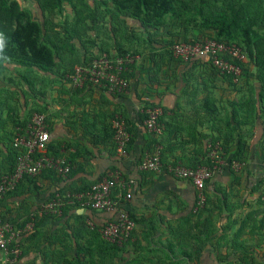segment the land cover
Returning a JSON list of instances; mask_svg holds the SVG:
<instances>
[{
    "label": "crops",
    "instance_id": "obj_1",
    "mask_svg": "<svg viewBox=\"0 0 264 264\" xmlns=\"http://www.w3.org/2000/svg\"><path fill=\"white\" fill-rule=\"evenodd\" d=\"M255 1L264 6V0ZM262 12L264 10H261L259 14L261 15ZM261 16L264 17V15ZM161 31H154V33L160 34ZM152 40L154 38L151 37L149 42ZM162 40L170 41L171 38H162ZM161 44H163L162 41L154 43L157 60L147 59L142 63L143 56H137V61L130 67L133 78L129 80V88L124 94H108L105 88L96 86L93 88L88 84L84 88H93L91 92L87 88L74 97L76 102L72 109L76 107L75 109L79 112L84 110L94 114L96 110H99L103 117H107V120L113 110L121 111L125 115L127 122L129 125L132 123L134 129L128 147V157H118L113 148L102 145L94 147L91 141L82 139L79 133H75L66 124L62 125L54 119L50 144L59 142L71 144L70 153H75L76 148L81 145L90 154L84 160H80L84 165L83 170H79L72 179L62 181L63 179L60 180L44 173L35 178L37 190L34 188L27 195L8 198L6 204L12 209L11 218L20 217L17 219V224H21L28 213H34L42 203L49 200L52 193L67 189V187L91 186L99 182L107 171L117 169L124 177L139 180V189L134 193L129 204L124 207L137 220L136 227L130 245L128 244L127 249L119 256L121 258L118 263L157 264L158 257L153 250H156V246L161 247V244H165L166 241L174 240L171 232L184 225L195 200V190L191 183L173 176L168 169L173 163L180 165L188 163V159L195 157L199 150L205 151L211 145V141L216 138V122H214L216 106L221 113L223 111L231 113L232 101L230 100L234 96V93H230L232 96H228L230 99L228 101L223 98L218 99L228 91L223 86L229 85L222 82L216 83V73L212 71L205 59L179 61L167 51H160ZM91 51L90 57L93 54L95 56L96 52ZM140 58L141 61L138 62ZM153 63L157 65L158 77L155 79L151 76ZM78 100L82 102L76 106ZM150 101L157 103L163 109L161 124L164 129L159 138V146L161 150L163 148L164 155L163 168L159 173H143L137 169L139 162L152 153V150H148L151 134L146 131L139 117L147 103H151ZM205 106L209 108H204ZM186 112L193 115L191 116L194 122H185ZM225 115L223 114L222 117ZM232 126L236 128V132L234 131V137L228 140L231 141L229 157L237 150L236 137L239 133L238 135L242 136L245 143L243 160L240 167L232 163L228 164V158L225 162H219L218 171L207 183L208 204L206 211L198 219V223L199 226L204 223L208 224L204 231L210 234V240L199 254L200 264H216V240H220L224 235H227L228 240L232 242L233 235L240 233L239 242L254 245L264 232V229L260 232L254 228V224L264 219V203H256L261 195V199L264 200V164L261 158L264 154V121L257 120L253 138L246 137L251 127H236L231 121ZM11 129L12 127L9 126L8 130ZM61 151L64 152L63 149ZM221 201H225L226 205H222ZM252 211L259 212L253 217ZM66 212L61 218L50 217L40 222L39 229L45 236L58 234L57 238L53 235V239L41 236L38 245L42 249L55 254L62 251L64 244L61 245L60 238L63 236L61 229H65L66 226H69L68 233L71 232L70 227L72 230H79V236L76 239L72 238L67 241L74 245V249L76 242L83 247L91 245L92 237L84 232L87 228V221L101 225L110 217L104 212L89 211L79 207L75 211L70 209ZM74 214L83 217L76 218ZM190 225H187V228ZM226 226H229L228 229H225ZM199 229L201 230L200 227ZM225 240L226 237L222 241L225 242ZM35 243L34 241L31 244L26 243L27 252L22 255L19 264H44L36 259L42 256L33 246ZM149 250L153 253H149ZM220 251L224 255L228 253L231 260H236L240 255V251L233 249L232 246H224ZM252 251V258L264 257L262 243L259 248H253Z\"/></svg>",
    "mask_w": 264,
    "mask_h": 264
},
{
    "label": "trees",
    "instance_id": "obj_2",
    "mask_svg": "<svg viewBox=\"0 0 264 264\" xmlns=\"http://www.w3.org/2000/svg\"><path fill=\"white\" fill-rule=\"evenodd\" d=\"M19 1L20 0H0V76H3V73L5 71L11 70V68L24 69L25 72L22 71L19 72L21 73L20 75L18 74L20 82L25 83L27 88H30V91L29 88L27 91L26 89H20L24 96L26 93L30 95L34 93L33 87H35L37 78H45L44 76L41 77V74L58 77L62 81V84L63 82L69 84L70 80L67 78V75L71 72L73 67L76 65H87L89 61L99 56H93V54L90 57V53H88V55L86 54L87 59L85 56V58H83V62H80L77 58V60H73L72 65L69 66L68 70L62 69L65 68L64 59L66 58H64V56L67 54L71 55L74 52V40L81 42L80 32L86 31L85 26L81 24L83 23V20L79 16V12H75L76 16L72 27H65L64 32L61 33L55 30L52 27V24L50 27V25L48 26V23H42L40 20L35 19L32 12L29 9L23 8ZM24 1L29 2L30 0ZM32 1L34 2V7L36 5L40 11L41 18H46V20H48L50 16L61 14L65 6H69V8L74 11L77 10V4L86 8L89 7V5L86 3V0ZM109 1L111 2L114 9L113 11L115 18L121 17L124 19L122 20L123 23H129V20L130 22H133L144 29L151 27L150 29H154V31H163L173 27L185 28L187 24L191 25L192 23H194L193 25L196 27V17L191 19L183 17L186 12L190 10L188 0ZM204 4L205 3H203V5ZM261 10H264V6H261V3H257L255 0H248L247 2L244 0H213V4L208 6L206 12H203L200 7L194 9V12L198 14L200 18V23H198V27L201 31L200 38L187 40L186 37H182V39L178 40L177 36H172L170 31L166 33V35L171 38V40L168 42V44L162 46H165L164 48L167 46L165 51L168 53L169 48L173 45V43L194 42L200 41L202 38H207L216 40L218 42H224L226 44H234L246 57L244 62H234L236 64H240V68L242 70L240 82L243 83V85H234V83L231 81V77L222 75L217 69L211 67L212 71L216 73V83H227L230 87L237 89V91H239L242 96L244 95L246 97H241L242 100L240 99L238 102L231 103V108H235L236 111L238 110L240 112L233 111L230 114L228 113L222 117L223 114L216 106V120L214 121L216 122V138L211 141V145L209 147L206 146L207 148L205 151L201 149L198 151V154L195 157L188 159V163L183 165L186 168L197 169L199 167L205 166L209 169H212V167L215 165V161L216 163H218L220 160L225 162L227 158L229 159H227L228 164L231 165V162L235 161L240 165L243 160V149L245 147V143L243 142L242 136L238 135L239 133H237V150L229 157L231 154V141L228 140H231L234 137V131L236 132V128H233L234 126L231 127V121L234 122L236 127H251V131L253 132L256 126V120H264V17L261 16L264 15V12H262L260 15L259 13ZM114 52V54H109V52L105 53L108 55H113V57H124L125 55H128L126 54L127 51L123 49L118 43L115 44ZM248 64L251 66L253 65V73H249L247 67ZM154 66L157 65L153 63L152 67ZM129 67H132V65ZM36 73L39 75H36ZM123 76L128 81L133 78L132 72L124 73ZM156 77H158L157 73ZM47 78L51 79L48 76ZM9 81L13 82V79H9ZM239 85L243 86V88ZM70 88V92L72 94L78 95L87 88V90L91 92L94 87L91 89L90 87L82 89H74L72 87ZM244 88H246L243 90L244 92L241 91ZM9 90L10 87H4V89L3 87H0V114L3 110L1 101L3 98L2 96L5 94L8 97H12L11 99H14L13 94L8 92ZM10 91L14 90L11 89ZM247 91L248 95H245ZM64 102L66 101L62 100V103ZM154 105L158 104L153 102L147 103L146 107L144 108ZM45 110V108L38 107L35 112H38V114H44ZM69 113L70 114L65 117V124L67 127L71 128L75 133H79L82 139L91 141V144L94 147L102 145L113 149L115 148L111 121L117 114L122 116L123 120L125 121L127 131L130 133V135L134 131L133 124L131 123L129 125V122H127L125 115L121 111L113 110V112L109 115V120H107V117H103V114L100 113L99 110H96V112L92 114L90 111L83 110L79 112L73 109ZM27 117L21 119L20 114L16 112L15 108L13 107L7 108L6 118H2L0 115V175L11 174L14 171L18 152L17 149L13 148L12 140L16 133L22 132L25 129L26 124L29 122V118ZM139 117L143 123L146 116L142 114L139 115ZM46 118L47 122L49 123V131L51 133V131H53V120L49 117ZM161 120L162 117L160 118V123ZM9 126L12 127L11 130H8ZM149 137L150 143L148 144V150H152L153 152L155 148L160 145V135H151ZM62 146L64 147L61 148ZM71 147V144L64 142L50 144L49 154L52 156H58L62 153V149L65 153H67ZM214 151L217 153V157L219 159L214 160L213 158L212 160L210 157V154ZM74 152L75 153L69 152L66 154L71 167L70 172L65 179L62 180L52 171H44L37 176H41L45 173L48 176L53 175L62 181L72 179V177L76 175L79 170H83L84 165L80 160H84L86 156H89L90 154L88 151H86V149L84 150L81 145L78 146ZM163 155L164 152L162 148L161 163H163ZM261 158L264 164V154ZM75 164H77V167H75ZM176 164L178 163H173L172 166ZM215 171L217 172L218 169ZM216 172H214V174ZM37 176L23 177V179L17 184L15 190L7 193L4 196L6 197L5 200H0V209L2 208L0 210L1 221L8 222L15 227H21L29 220V215L31 214L28 213L25 216V220L22 221L21 224H17V219H20V217L11 218L13 212L12 209H10L6 204V200L8 198L13 199L15 197L27 195L28 192H31L34 188L37 190L35 179ZM212 177L206 181L203 191L205 196V204L203 209L193 212L194 205H192L190 214L188 217H186L184 225L174 229L171 232L174 240L166 241L165 244L161 242V247L156 246V250H153L158 257L156 261L157 264H200L199 254L208 244L210 240V234L204 231V229H207L206 226L208 224L205 225L204 223L203 225L199 226L198 219L206 211L208 204L206 186ZM56 181L59 182L57 179ZM89 187L90 186H85L83 188L67 187V189H61L55 193H52L49 200L47 201L54 200L57 196H63L66 192H83L89 189ZM138 187L139 180L137 181V184L130 190L133 196L134 193L139 189ZM116 193L117 190H113L112 195L114 196ZM261 196H259V198L256 200V203H264V200L261 199ZM196 197L197 192L195 190L194 204L196 202ZM129 202H124L123 208L126 207ZM221 204L226 205V202L221 201ZM76 208H78L77 205L66 203V205L61 210L62 213L60 216L45 214L42 218L36 220L34 230L31 233L22 236L18 241V246L22 251V255L26 254L27 252L25 250L26 243L31 244L34 241L36 243L33 244V246H35L37 251L40 252L44 260V264H119L118 260L121 258L119 256L127 249V245H130L134 231L132 232L130 239H128V241L122 247H118L101 239L100 234L98 233V226L95 225L93 229H90L87 226L88 228H86V230L84 229V232L88 233L92 237L93 240L90 242L91 245L83 247L76 242V248L74 249V245H71L69 242L67 243V241L72 238L76 239L77 236H79V230H72L70 227L71 232L68 233L69 226H66L65 229H61L63 232L61 233L63 236L60 238L62 240L61 245L64 244L62 251H59L55 254L53 252L47 251L46 249H42L40 245H38L41 236L44 238L48 236H45L44 233H42V231L39 229V224L43 219H49L50 217L61 218L63 214L67 213V210L71 209L75 211ZM124 209L127 210L126 208ZM87 210L94 211L89 208ZM258 212L259 211H252L251 215L254 217L258 214ZM128 214L132 220L137 223V220L129 211ZM74 216L76 218L83 217L82 215L78 216L75 214ZM263 222L264 219L260 223L254 224V228L261 232V230L264 229ZM189 224L191 225L189 228H187V225ZM184 226H186V228ZM228 227L229 226H226L225 229H228ZM53 235L54 234L49 235V239H53ZM57 235L58 234L56 233L54 238H57ZM239 236L240 233L233 235L232 242L228 240L227 235H224V237H222L220 240H216V264H235V262L236 264H255L254 259L251 258L253 253L252 250L256 247L259 248L261 243L264 245V232L259 236L260 239L257 240L254 245L248 242H239ZM225 237L226 240L223 242L222 240H224ZM224 246H232L233 249L239 250L240 255L237 256L238 258L236 260H231L228 253L225 255L222 254L220 250ZM71 250H73V253H71ZM148 252L153 253L152 250H149ZM17 264H19V262ZM130 264L137 263L131 262Z\"/></svg>",
    "mask_w": 264,
    "mask_h": 264
},
{
    "label": "built area",
    "instance_id": "obj_3",
    "mask_svg": "<svg viewBox=\"0 0 264 264\" xmlns=\"http://www.w3.org/2000/svg\"><path fill=\"white\" fill-rule=\"evenodd\" d=\"M174 59L182 62H189L193 59H205L209 65L217 69L222 75L231 77L234 85H238L242 77L240 63L246 57L234 44H226L213 39H202L192 42H178L171 49ZM137 57L125 55L124 57H113L103 53L97 58L89 61L87 65H76L67 75L69 86L74 89H82L85 86L103 87L108 94H124L129 81L123 76L130 72V65H133ZM142 114L146 116L143 126L151 135H162L163 126L160 118L163 115L162 108L158 105L144 108ZM45 114L34 113L22 132L16 133L12 146L17 149L15 168L11 174L0 175V200L7 193L15 190L17 184L25 176L35 177L44 171H52L61 179H65L70 172L71 164L65 152L58 156L49 154L50 131L49 123ZM113 129V140L116 155L120 158L128 157V145L131 135L127 131L125 121L119 114L115 115L111 121ZM214 160L219 159L214 151L210 154ZM219 162L209 169L202 166L197 169H189L177 164L169 167L168 172L173 176L189 181L197 192L196 202L193 212L203 209L205 196L203 194L206 181L209 180L215 170L218 169ZM232 162V165L236 166ZM238 164V163H237ZM238 167V165H237ZM161 147L157 146L151 155L139 162L137 169L140 172H161ZM137 184V180L132 177H124L115 169L109 170L105 176L97 183L91 185L89 189L79 192H66L63 196H57L54 200L45 201L34 213L29 216V220L21 227H15L8 222L1 221L0 218V251L4 260L10 264H17L22 251L18 246V241L22 236L34 230L36 220L45 214L60 216L62 208L67 204L77 205L79 208L92 209L97 212H104L110 217L101 225H96L92 221H87V226L93 229L98 226V233L101 239L107 243L122 247L136 227V223L129 216L128 211L123 208L124 202H129L133 195L130 191ZM113 190L117 193L113 196Z\"/></svg>",
    "mask_w": 264,
    "mask_h": 264
},
{
    "label": "rangeland",
    "instance_id": "obj_4",
    "mask_svg": "<svg viewBox=\"0 0 264 264\" xmlns=\"http://www.w3.org/2000/svg\"><path fill=\"white\" fill-rule=\"evenodd\" d=\"M76 1V0H75ZM190 5V10L186 12V14L183 16L184 18H195L196 17V27L193 25L194 23L187 24V26L184 28L180 27H173L168 28L166 30L161 31V33H154V29H150L151 27H148L147 29H144L140 27L139 25L130 22L129 23H123L121 17L115 18L114 9L112 7V4L109 0H86V3L89 5V7H83L82 5L77 4V10H71L69 6H65L61 12V14H56L53 16H50L48 20L46 18H41V13L38 10L37 6L34 7V2L32 0L24 1L20 0L19 3L23 8L29 9L32 14L34 15L35 19L40 20L42 23H48V26L52 24V27L63 33L65 30V27H72L75 19V12H79V16L83 20L82 25L85 26L86 31L80 32V38L81 42H78L77 40H74V52L70 55L67 54L64 56V67L62 69H69V66L72 65L73 60L79 59L80 62H83V58L86 56V54L91 53V50H94L96 52V55H100L105 52H109V54H114L115 52V44H119L123 49L127 51L126 54H131L134 57L137 56H143L142 57V63L144 61H147V59L150 60H157V54L154 49L156 46H154V43H160L161 41L163 44H161L160 51H164L167 49L164 48L170 41H164L162 38H169L166 33L170 31L173 35H176L178 40L182 39V37H186L187 40H194L201 37V31L198 27V23H200L199 15L194 12V9L197 7H200L203 12H206L208 9V6H211L213 4V0H188ZM203 3H205L203 5ZM48 16V15H47ZM117 17V16H116ZM58 23V24H56ZM151 37L154 38L152 42H149L151 40ZM203 39V38H202ZM174 44V43H173ZM169 48V47H168ZM170 49V48H169ZM87 59V58H86ZM78 61V62H79ZM141 61V58L138 62ZM251 64V63H249ZM247 65L249 73L254 72L253 65ZM152 70V77L156 78V66L151 67ZM25 72L24 69H14L11 68V70L5 71L3 73V76H0V87H6L10 90L14 91H8L9 93L13 94L14 99H11L12 97H8L5 94L2 96V112L1 116L2 118H6L7 108L13 107L15 108V111L20 114L21 118L27 117L30 119L31 115L37 110L38 107L45 108L44 111L45 115L49 117L52 120H56L58 123L64 125L65 124V117H67L73 109L76 110L73 106H75L76 99L74 97H77L76 95L72 94L71 88L69 84L66 82H63L58 77L49 76L47 74H41L40 76H44V79L37 78L35 82V87H33V94H25V96L22 94L20 89H26L28 90L25 83L20 82L19 75L21 73L19 72ZM19 74V75H18ZM36 75H39L36 73ZM50 77L51 79L47 78ZM9 79H13V82H10ZM152 79V80H154ZM244 81V80H243ZM146 82V81H145ZM243 85V83H239ZM239 85L243 88V86ZM26 86V88H25ZM226 87L228 91L227 93L219 97L218 99L223 98L224 100L228 98V96H232L230 93H234V96L231 97L232 102H238V100H242V98L246 96H242L237 89H234L230 86H223ZM246 87V86H245ZM18 89V90H17ZM246 88L242 89L241 91L245 90ZM30 91V88H29ZM232 91V92H230ZM15 92V96H14ZM244 92V91H243ZM37 93V94H36ZM248 95V94H245ZM1 96V92H0ZM7 97V98H6ZM70 97V98H69ZM242 97V98H241ZM62 100L66 101L62 103ZM82 100L77 101V105H80ZM208 105V104H207ZM204 108H209L205 106ZM36 109V110H33ZM237 112L235 108L231 109V112ZM240 112V111H238ZM185 122L192 123L194 122L193 115L189 112L185 113ZM222 114H226V112H222ZM228 114V113H227ZM230 114V111H229ZM192 115V116H191ZM264 121V120H263ZM257 122V120H256ZM254 133L252 132L250 134L247 133L246 137H254ZM235 162V161H232ZM231 162V163H232ZM235 165H238L236 162ZM177 165V164H176ZM143 173H152V172H143ZM4 200L6 197L3 198ZM2 200V199H1ZM2 209V208H1ZM0 209V210H1ZM88 228V227H87ZM47 250V249H46ZM48 251V250H47ZM52 251V250H51ZM73 253V252H72ZM252 258V257H251ZM263 258V259H262ZM38 262H44L42 257H36ZM254 259L255 264H264V257L261 258H252ZM0 264H10L8 261L6 262L4 260V257L0 253Z\"/></svg>",
    "mask_w": 264,
    "mask_h": 264
},
{
    "label": "clouds",
    "instance_id": "obj_5",
    "mask_svg": "<svg viewBox=\"0 0 264 264\" xmlns=\"http://www.w3.org/2000/svg\"><path fill=\"white\" fill-rule=\"evenodd\" d=\"M177 43H178V42H177ZM174 44H176V43H174ZM174 44H173V45H174ZM173 45H172V46H173ZM172 46H171V47H172ZM171 47H170V49H171ZM170 49H169V53L171 54ZM128 55H131V54H128ZM132 56H133V55H132ZM171 56H172V55H171ZM172 57H173V56H172ZM136 61H137V59H136ZM127 73H128V72H127ZM128 88H129V87H128Z\"/></svg>",
    "mask_w": 264,
    "mask_h": 264
}]
</instances>
